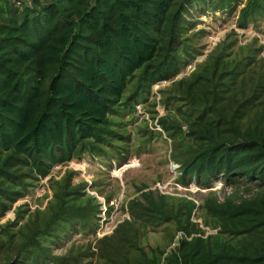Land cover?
<instances>
[{"label": "trees", "instance_id": "trees-1", "mask_svg": "<svg viewBox=\"0 0 264 264\" xmlns=\"http://www.w3.org/2000/svg\"><path fill=\"white\" fill-rule=\"evenodd\" d=\"M263 1L248 0L242 25ZM230 2L0 0V197L15 201L9 195L15 194L12 188L21 176L44 177L52 165L98 143L137 72L131 98L145 84L177 74L186 17L201 7ZM250 57L226 61L222 50L183 90L187 108L195 113L186 135L194 154L183 172L205 183L223 178L227 184L264 186V111L247 119L264 103V67ZM58 200L51 224L34 233H47L57 223L66 203ZM146 202L150 210L163 212L162 203L151 197ZM3 207L0 199V215ZM65 212L62 226L72 222L77 208ZM220 218L233 227L232 234L243 233L249 241L237 245L215 237L202 252L178 249L166 257L167 264H264V194ZM1 230L8 236L7 226ZM2 235L0 264H49L52 255L43 251L37 235L14 247L13 255L9 250L1 254Z\"/></svg>", "mask_w": 264, "mask_h": 264}, {"label": "rangeland", "instance_id": "rangeland-1", "mask_svg": "<svg viewBox=\"0 0 264 264\" xmlns=\"http://www.w3.org/2000/svg\"><path fill=\"white\" fill-rule=\"evenodd\" d=\"M229 4L201 7L186 17L177 74L145 84L131 98L137 72L98 143L52 165L44 177L21 176L9 195L15 201L0 197V235L4 226L13 235L11 240L1 236V254L13 255L32 233L52 255L49 264H167L166 257L178 249L202 252L215 237L237 245L249 241L243 233L232 234L233 227L220 217L263 195L264 186L227 184L223 178L205 183L183 172L195 148L186 137L195 114L183 93L189 79L222 50L226 61L250 55L251 63L264 67V1L244 25L240 17L248 0ZM263 111L264 103L247 119ZM58 197L66 203L57 223L47 233H34L51 224ZM148 197L163 204L162 213L149 209ZM70 207L77 208L76 217L62 226Z\"/></svg>", "mask_w": 264, "mask_h": 264}, {"label": "built area", "instance_id": "built-area-1", "mask_svg": "<svg viewBox=\"0 0 264 264\" xmlns=\"http://www.w3.org/2000/svg\"><path fill=\"white\" fill-rule=\"evenodd\" d=\"M26 1H29V0H26Z\"/></svg>", "mask_w": 264, "mask_h": 264}]
</instances>
